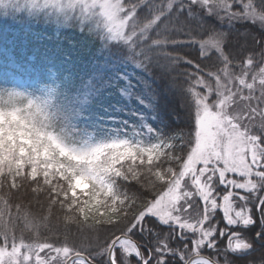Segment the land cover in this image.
<instances>
[{
    "label": "snow or ice",
    "instance_id": "6c2138e0",
    "mask_svg": "<svg viewBox=\"0 0 264 264\" xmlns=\"http://www.w3.org/2000/svg\"><path fill=\"white\" fill-rule=\"evenodd\" d=\"M10 3L25 8L28 19L71 22L97 36L102 47L96 59L103 63L93 65L92 82L103 81L105 73L109 82L120 81L129 65L147 74L158 69L153 103L159 106L178 89L188 125L145 144L139 131L126 135L130 123L120 127V116L108 115L105 122L118 127L92 144L78 127L87 119L84 103L37 81L30 88L10 84L37 70L5 50L0 264H176L177 258L179 264H255L248 253L257 245L264 250V232L250 237L244 229L264 222V50L234 59L232 48L247 45L242 21L264 14V0ZM180 44L188 50H176ZM212 56L211 66L203 63ZM64 58L71 61L69 53ZM181 65L186 70L177 80L173 73ZM25 185L47 194L49 211L67 209L69 225L96 232V243L77 248L67 237L41 241L48 217L38 222L27 212L18 237L21 206L11 198Z\"/></svg>",
    "mask_w": 264,
    "mask_h": 264
},
{
    "label": "trees",
    "instance_id": "16d2710c",
    "mask_svg": "<svg viewBox=\"0 0 264 264\" xmlns=\"http://www.w3.org/2000/svg\"><path fill=\"white\" fill-rule=\"evenodd\" d=\"M158 2L159 0H157ZM25 11L26 9L0 7V70L3 69L6 50L11 59L30 65L37 70L29 77L18 74L19 80L9 81L10 84L14 83L17 87L30 88L31 82L37 81L39 87L45 85L57 87L62 94L83 102L84 115L87 119L81 120L78 127L86 132L87 135L83 137L84 139L91 136L94 138L92 141L94 144L111 135V130L117 128L118 125L105 122L108 115L120 116L122 121L120 127H123L125 123H130L131 126L126 135L133 137V132L139 131L145 144L170 137L179 129L187 127L188 120L178 89L169 97H161L159 106L153 103L158 99L153 92L159 83L158 69L153 67L150 74H147L129 65L125 69L127 75L120 81L113 79L109 82L108 74L105 73L103 81L92 82L93 65L98 66L103 63L102 60L96 59L101 55L99 50L102 47V42L99 38L95 35L90 36L86 31L81 33L78 27L71 22L68 24H57L51 20L45 22L42 16L38 20L28 19L24 14ZM143 13L144 10L141 9L139 14ZM242 25V30L249 40L244 48L233 46L234 59H240L248 52L260 53L264 50V39H261L264 36V14L255 13V17L248 14L242 21ZM236 27L241 28V25L238 24ZM207 38L205 37V39ZM175 48L178 51H187L189 46L180 44ZM172 50L173 47L169 46V51ZM64 53L70 54V62L65 60ZM214 62L215 56H212L211 60H205L203 63L211 66ZM185 67L181 65L176 68L173 73L174 78L182 80L183 77L180 73L186 70ZM26 80L29 83H24ZM124 81H128L131 87ZM3 83L4 80L0 77V84ZM121 90L123 91L122 95L119 94ZM137 114H139V119H137ZM121 134L124 135V133ZM32 187L35 185L31 186L25 201L14 202L15 200L11 199L13 205L18 204L24 209L36 208L35 210H41L46 216H51V220L48 217L41 226H46L48 223L53 224L57 227L56 231L62 236L40 237V240L56 241L64 240L67 237L68 243L77 248H87L96 243L98 238L96 232L95 238L80 239L89 236V232L93 231L79 228L76 223L69 225L64 219L66 215H69L67 209H61L56 205L52 206L49 211L47 194L34 193ZM27 189L29 188L26 185ZM24 192L21 189L13 197H17L16 200H22L25 197L23 196ZM0 195H3V192H0ZM44 202L47 203L46 206L42 205ZM21 207L19 215L23 216L25 211ZM38 216L42 217L39 212ZM244 232L250 237L254 236L256 232H264V222H261L259 226L253 225L251 229H244ZM248 256L255 259V264H261L264 250L257 245L252 252L248 253ZM176 264H179V258H177Z\"/></svg>",
    "mask_w": 264,
    "mask_h": 264
},
{
    "label": "rangeland",
    "instance_id": "374dc122",
    "mask_svg": "<svg viewBox=\"0 0 264 264\" xmlns=\"http://www.w3.org/2000/svg\"><path fill=\"white\" fill-rule=\"evenodd\" d=\"M0 7H12V8H16V9H19V10H24L25 9V8L21 7L19 4L13 5L12 3H10V0H0ZM249 15H252L253 17H255V13L249 14ZM97 22L98 23H102V18L100 20H98ZM24 188H22V190L25 191L23 193V196H25V197L22 200H16V199H18L17 197H12V199L15 200L14 202H19V201H25L26 200V198L28 197V195L30 193V190H31L30 188L31 187L28 186L29 189L26 190V185H25ZM44 203H42V205L46 206L47 203L46 202H44ZM21 208L24 209L23 207H21ZM35 209L36 208H27V209L25 208L23 211H25L27 213H30L31 216L36 217L37 221H39V219H40L39 216H38V212H39L40 215H42V217L46 216V214L44 212H42L41 210H35ZM13 215H14V217L16 216V211L14 209H13ZM19 216H21V220L17 223V236L18 237L21 235V225L23 223L22 218H23L24 215L23 216L19 215ZM47 217H49V216H47ZM49 218L51 220V216ZM56 230H57V227H55L53 224H50V223H48V225H46V226H41L40 227V233H41L40 237L47 238V236L48 237L50 236L52 238H56L58 235L62 236ZM23 234H24V236L26 238L30 237V234L27 231H25ZM94 234H95V232H91V233L89 232V236L81 237L80 239H84V238H87V237H91V238L94 237L95 238L96 236ZM80 236H83V235H80ZM59 239H60V237H59ZM41 241H43V240H41ZM89 242H92V241L89 240Z\"/></svg>",
    "mask_w": 264,
    "mask_h": 264
}]
</instances>
